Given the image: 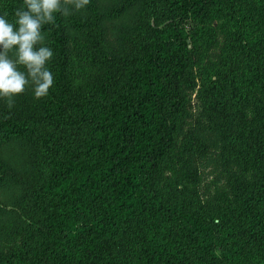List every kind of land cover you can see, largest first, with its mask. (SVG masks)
Masks as SVG:
<instances>
[{
  "label": "trees",
  "instance_id": "obj_1",
  "mask_svg": "<svg viewBox=\"0 0 264 264\" xmlns=\"http://www.w3.org/2000/svg\"><path fill=\"white\" fill-rule=\"evenodd\" d=\"M69 8L48 95L0 97V264H264V0Z\"/></svg>",
  "mask_w": 264,
  "mask_h": 264
},
{
  "label": "clouds",
  "instance_id": "obj_2",
  "mask_svg": "<svg viewBox=\"0 0 264 264\" xmlns=\"http://www.w3.org/2000/svg\"><path fill=\"white\" fill-rule=\"evenodd\" d=\"M90 0H23L15 11V23L0 16V97H5L11 107L14 97L32 87L34 97H46L55 83L48 68L53 50L43 45L42 29L55 22L56 14L69 15V5L84 9ZM14 52V57L9 53ZM21 66L25 70H21Z\"/></svg>",
  "mask_w": 264,
  "mask_h": 264
},
{
  "label": "rangeland",
  "instance_id": "obj_3",
  "mask_svg": "<svg viewBox=\"0 0 264 264\" xmlns=\"http://www.w3.org/2000/svg\"><path fill=\"white\" fill-rule=\"evenodd\" d=\"M189 98L190 109L188 110V116L182 122L181 133H183L189 126L193 124L199 125L203 123L201 120L200 108L194 96V91L190 93ZM210 157H212V154H210L209 158ZM204 161H206V159ZM199 173L198 189L200 194L202 195V198H204V195L205 197L208 196L211 198L214 191L218 187L223 186V183H221V174L218 170H216L211 162V159L210 161L206 162V164L199 166ZM13 244L14 243H8L5 247V250L9 251L13 247Z\"/></svg>",
  "mask_w": 264,
  "mask_h": 264
}]
</instances>
